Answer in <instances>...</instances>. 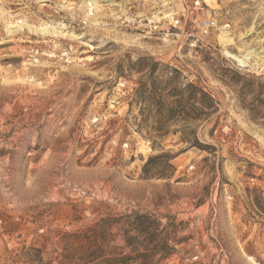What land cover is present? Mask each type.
Listing matches in <instances>:
<instances>
[{
	"label": "rangeland",
	"instance_id": "1",
	"mask_svg": "<svg viewBox=\"0 0 264 264\" xmlns=\"http://www.w3.org/2000/svg\"><path fill=\"white\" fill-rule=\"evenodd\" d=\"M145 57L213 99L202 150L138 132ZM242 79L264 83V0H0V264H264ZM165 152L174 177L143 176Z\"/></svg>",
	"mask_w": 264,
	"mask_h": 264
},
{
	"label": "trees",
	"instance_id": "2",
	"mask_svg": "<svg viewBox=\"0 0 264 264\" xmlns=\"http://www.w3.org/2000/svg\"><path fill=\"white\" fill-rule=\"evenodd\" d=\"M141 74L129 103L130 112L136 110L133 122L139 133L153 140V150L159 147L157 140L168 135L180 134V142L190 148L202 150L192 126L207 121L214 110L213 99L200 87L185 82L180 70L162 65L152 58H139L134 65ZM243 109L250 119L264 127V83L242 79ZM178 127V129H172ZM174 155L161 153L149 158L143 167L146 178L172 179L175 167ZM168 168V173L161 171Z\"/></svg>",
	"mask_w": 264,
	"mask_h": 264
},
{
	"label": "bare ground",
	"instance_id": "3",
	"mask_svg": "<svg viewBox=\"0 0 264 264\" xmlns=\"http://www.w3.org/2000/svg\"><path fill=\"white\" fill-rule=\"evenodd\" d=\"M232 58H234L235 60H238L240 62H242V58L238 57V56H231ZM244 59H247L248 57L246 55L243 56Z\"/></svg>",
	"mask_w": 264,
	"mask_h": 264
},
{
	"label": "built area",
	"instance_id": "4",
	"mask_svg": "<svg viewBox=\"0 0 264 264\" xmlns=\"http://www.w3.org/2000/svg\"><path fill=\"white\" fill-rule=\"evenodd\" d=\"M196 4H197V5H199L200 3H199V2H197Z\"/></svg>",
	"mask_w": 264,
	"mask_h": 264
}]
</instances>
